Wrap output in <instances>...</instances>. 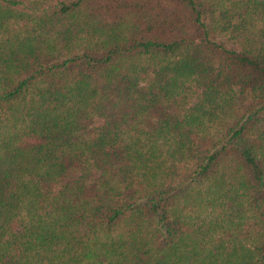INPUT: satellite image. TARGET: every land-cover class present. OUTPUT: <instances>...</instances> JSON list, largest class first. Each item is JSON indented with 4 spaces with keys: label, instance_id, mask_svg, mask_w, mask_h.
<instances>
[{
    "label": "trees",
    "instance_id": "1",
    "mask_svg": "<svg viewBox=\"0 0 264 264\" xmlns=\"http://www.w3.org/2000/svg\"><path fill=\"white\" fill-rule=\"evenodd\" d=\"M0 264H264V0H0Z\"/></svg>",
    "mask_w": 264,
    "mask_h": 264
}]
</instances>
